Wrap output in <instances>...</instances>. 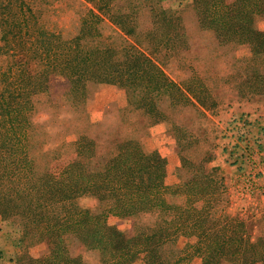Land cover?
I'll return each mask as SVG.
<instances>
[{
	"label": "trees",
	"instance_id": "trees-1",
	"mask_svg": "<svg viewBox=\"0 0 264 264\" xmlns=\"http://www.w3.org/2000/svg\"><path fill=\"white\" fill-rule=\"evenodd\" d=\"M83 2L91 8L81 18L77 36L67 41L51 28L49 0H0V59L8 60L7 68H0V215L20 217L24 236L37 235L39 242L49 247L47 259H18L17 264H78L66 256L65 240L69 237L80 241L86 250L107 256L105 264H132L141 255L144 264H180V250L167 260L161 249L175 244L179 235L195 239L187 248L201 264H264V239L250 242L249 225L236 218L220 217L208 226L203 211L178 208L176 219L164 217L157 228L132 237L109 226V215L129 218L157 208L170 212L164 200L170 191L163 183L166 162L155 153L142 152L136 142L118 143L114 152L97 157L95 142L86 131L73 144H64L66 152L76 157L60 165L53 150L51 161L37 171L28 148L34 127L33 99L46 92L52 76L70 83L67 99L81 112L90 84L120 88L126 81L134 95L132 113L139 111L147 123L156 122L159 116L154 93L166 92L171 99L180 97L187 102L185 93L203 108L219 104L206 93L202 81L187 80L180 85L167 80L153 59L126 41L120 49L87 46L99 36L104 18L140 45L139 21L147 16L151 30L142 37L154 43L149 46L152 53L174 51L185 40L179 14L155 10L151 0ZM192 9L198 28L211 32L217 42L249 48L251 56L242 62L248 67L243 83L253 94L264 95V66L253 67L264 56V32L255 27L256 18L264 16V0H192ZM136 88H143L146 95L139 107ZM242 95L247 96L245 92ZM205 163L181 159L180 169L190 167L192 176L179 190L189 192L194 184L210 183ZM78 195L97 199L99 210L92 213L66 205Z\"/></svg>",
	"mask_w": 264,
	"mask_h": 264
},
{
	"label": "rangeland",
	"instance_id": "rangeland-1",
	"mask_svg": "<svg viewBox=\"0 0 264 264\" xmlns=\"http://www.w3.org/2000/svg\"><path fill=\"white\" fill-rule=\"evenodd\" d=\"M151 4L157 11L182 17L185 40L180 41L176 52L163 49L152 53L149 46L154 43L142 37L151 30L147 16L139 21L140 45L104 18L99 25V36L89 40L87 46L120 49L127 42L153 59V65L167 80L180 85L187 80L202 81L206 93L217 99V107L203 108L185 93L187 102L180 97L171 99L166 92L154 93L153 102L159 116L156 122L147 123L139 111L132 113L134 95L126 81L120 88L90 84L81 112L74 110L67 99L70 83L59 75L52 76L46 92L33 99L34 127L29 134V157L35 160L39 171L51 161L50 153L55 150L53 156L62 165L68 158L76 157L70 151L66 155L64 144H73L86 131L95 142L97 157L114 152L118 143L136 142L142 152L155 153L166 162L163 183L170 191L164 200L170 205V212L165 214L157 208L129 218L109 215L106 217L109 226L132 237L157 228L164 217L176 219L178 208H184L192 213L203 211L208 226L220 217L243 220L250 227V242L264 239V95L253 94L243 83L248 67L242 62L250 58V50L247 46L220 44L211 32L201 31L192 0H151ZM48 8L52 30L68 41L77 36L81 18L91 5L83 0H49ZM255 27L264 32V16L256 18ZM7 64L6 57H2L0 68H7ZM263 66L264 56L253 67L262 69ZM138 82L143 86L141 79ZM244 92L247 96L242 95ZM145 96L143 88H136L138 107ZM182 158L190 163L205 160L204 173L208 174L210 183L194 184L189 192L179 190L192 176L190 167L180 169ZM67 204L72 209L92 213L100 208L97 199L86 195L74 196ZM24 235L20 217L0 215V264H17L18 259H47L48 245L39 242L37 235ZM65 242L66 256L78 264H105L107 256L86 250L80 241L69 237ZM194 244L195 239L179 235L175 244L161 248L162 255L169 260L180 250V258L183 257L180 264H201L199 257L187 248ZM132 264H144L143 255Z\"/></svg>",
	"mask_w": 264,
	"mask_h": 264
}]
</instances>
